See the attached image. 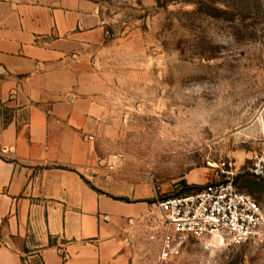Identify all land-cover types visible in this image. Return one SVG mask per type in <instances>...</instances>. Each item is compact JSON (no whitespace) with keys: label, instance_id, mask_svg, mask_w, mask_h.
Segmentation results:
<instances>
[{"label":"rangeland","instance_id":"obj_1","mask_svg":"<svg viewBox=\"0 0 264 264\" xmlns=\"http://www.w3.org/2000/svg\"><path fill=\"white\" fill-rule=\"evenodd\" d=\"M92 1L106 29L89 93L103 109L93 133L100 185L151 204L136 228L137 264H160L157 199L194 192L228 170L264 208V180L255 178V193L243 183L264 149V0ZM116 153L122 161L109 170ZM163 264H264V228L219 248L190 237Z\"/></svg>","mask_w":264,"mask_h":264},{"label":"crops","instance_id":"obj_2","mask_svg":"<svg viewBox=\"0 0 264 264\" xmlns=\"http://www.w3.org/2000/svg\"><path fill=\"white\" fill-rule=\"evenodd\" d=\"M105 37L92 0H0V264L138 262L151 204L100 185L89 93Z\"/></svg>","mask_w":264,"mask_h":264},{"label":"built area","instance_id":"obj_3","mask_svg":"<svg viewBox=\"0 0 264 264\" xmlns=\"http://www.w3.org/2000/svg\"><path fill=\"white\" fill-rule=\"evenodd\" d=\"M121 154L108 160L109 170L117 169ZM214 183L200 186L191 193L157 199L154 205L164 223L161 250L157 260L167 261L178 245L192 237L206 248L232 246L258 237L264 228V208L250 193L235 183V173ZM248 173L264 180V149L255 156ZM104 220L110 216L105 214Z\"/></svg>","mask_w":264,"mask_h":264},{"label":"trees","instance_id":"obj_4","mask_svg":"<svg viewBox=\"0 0 264 264\" xmlns=\"http://www.w3.org/2000/svg\"><path fill=\"white\" fill-rule=\"evenodd\" d=\"M252 177H254V176H252ZM238 179H239V177L235 181L236 185H237ZM243 183L248 186V189L251 193H255L259 189V185H260V182H258V180H255V177L245 179V180H243Z\"/></svg>","mask_w":264,"mask_h":264}]
</instances>
